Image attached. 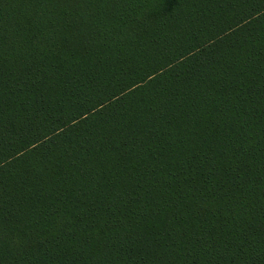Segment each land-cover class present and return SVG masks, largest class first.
I'll list each match as a JSON object with an SVG mask.
<instances>
[{"label": "trees", "instance_id": "16d2710c", "mask_svg": "<svg viewBox=\"0 0 264 264\" xmlns=\"http://www.w3.org/2000/svg\"><path fill=\"white\" fill-rule=\"evenodd\" d=\"M0 264H264V0H0Z\"/></svg>", "mask_w": 264, "mask_h": 264}]
</instances>
